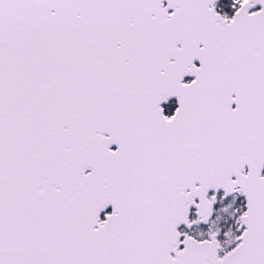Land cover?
Listing matches in <instances>:
<instances>
[{"label": "snow or ice", "instance_id": "1", "mask_svg": "<svg viewBox=\"0 0 264 264\" xmlns=\"http://www.w3.org/2000/svg\"><path fill=\"white\" fill-rule=\"evenodd\" d=\"M0 264H264V0H0Z\"/></svg>", "mask_w": 264, "mask_h": 264}]
</instances>
